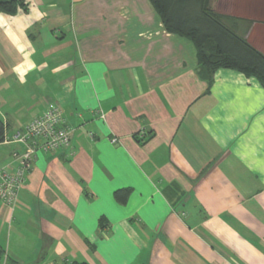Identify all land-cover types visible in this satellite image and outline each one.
<instances>
[{"label":"crops","instance_id":"crops-1","mask_svg":"<svg viewBox=\"0 0 264 264\" xmlns=\"http://www.w3.org/2000/svg\"><path fill=\"white\" fill-rule=\"evenodd\" d=\"M27 5L0 12V170L50 102L71 147L38 151L17 204L0 205V264H264L259 81L219 69L209 85L150 0ZM212 8L252 22L264 55V0Z\"/></svg>","mask_w":264,"mask_h":264},{"label":"trees","instance_id":"trees-1","mask_svg":"<svg viewBox=\"0 0 264 264\" xmlns=\"http://www.w3.org/2000/svg\"><path fill=\"white\" fill-rule=\"evenodd\" d=\"M150 3L168 33L194 45L198 68L209 85L214 72L225 69L253 77L264 88V55L246 39L252 22L215 12L212 0H150ZM27 6V0H0V12L10 16L27 11ZM4 139L5 126L0 119V143ZM128 193L129 190L116 191V201L124 203ZM105 224L101 219L100 228Z\"/></svg>","mask_w":264,"mask_h":264},{"label":"built area","instance_id":"built-area-1","mask_svg":"<svg viewBox=\"0 0 264 264\" xmlns=\"http://www.w3.org/2000/svg\"><path fill=\"white\" fill-rule=\"evenodd\" d=\"M103 117V116H101ZM15 140L24 150L13 155V163L0 170V205L13 208L32 169L36 153H53L71 147V130L58 103L46 104L44 112L23 126Z\"/></svg>","mask_w":264,"mask_h":264}]
</instances>
